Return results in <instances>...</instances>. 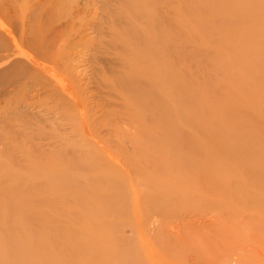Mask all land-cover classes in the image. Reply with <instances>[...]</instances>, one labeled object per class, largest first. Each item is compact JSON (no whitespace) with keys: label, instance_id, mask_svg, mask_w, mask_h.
I'll return each instance as SVG.
<instances>
[{"label":"rangeland","instance_id":"rangeland-1","mask_svg":"<svg viewBox=\"0 0 264 264\" xmlns=\"http://www.w3.org/2000/svg\"><path fill=\"white\" fill-rule=\"evenodd\" d=\"M146 2L0 0V264L15 261L6 243L27 257L16 264H87L65 252L62 242L69 234L80 242L98 241L97 233L85 231L90 225L103 237L89 251L98 252L101 264H264V185L218 156L209 160L191 153L196 167L168 172L172 163L158 152L172 141L184 146L188 136L204 146L217 123L208 121L202 135L184 117L193 107L183 105L185 114L172 110L168 118L151 102L136 117L122 88L143 32L168 39L165 60L172 59L177 79L200 95L194 107L199 103L211 115L225 99L240 108L230 116L243 120L238 132L264 138V42L230 36L241 22L235 13L256 10L252 24L264 20V0L215 17L214 3L201 0H153L144 7ZM129 5L144 7L143 15ZM225 35L243 44L227 49ZM151 65L150 58L148 75ZM165 77L151 89L157 91ZM165 100L163 93L167 113ZM195 149L192 142L182 147ZM175 182L179 190L171 187ZM49 185L52 193L45 192ZM10 189L33 211L50 216L48 224L58 234L44 237L45 224L20 216L24 211L5 197ZM96 194L105 211L97 208ZM156 200L164 206H154ZM22 227L26 237L39 235L45 249L33 255L18 241Z\"/></svg>","mask_w":264,"mask_h":264},{"label":"bare ground","instance_id":"bare-ground-1","mask_svg":"<svg viewBox=\"0 0 264 264\" xmlns=\"http://www.w3.org/2000/svg\"><path fill=\"white\" fill-rule=\"evenodd\" d=\"M149 1H153V0H147L146 4L143 6L148 7ZM154 1H159V0H154ZM201 1L205 2V3L210 2L209 3L210 5H211V3H214V5H212L211 7H213V10H215V14L211 15V17H215L217 15H221L224 12H234V10H238L239 7L242 6L243 4L249 3V2H254L256 0H238L237 2L234 0H201ZM238 3H239V5H237ZM132 7H134V6L133 5L128 6L129 11L133 12L135 15H140V16L143 15V13L145 11L144 7L138 8L135 6L137 8L136 9L134 7L135 11L132 10ZM252 12H256V10H251L250 12H247L245 14H236L235 13V15H237V17L239 19H241L240 20L241 22H240L239 26L231 29L232 31L230 32V34H231L230 36H235L236 38H245V39L247 37H250L251 41H253V42H254V40L255 41L257 40L258 42L263 43L264 42V35L262 34V32L264 31V20H261L258 25L252 24L253 23L252 18L254 17ZM244 18L246 19V21L249 24L245 23L242 20ZM222 20H224V18ZM236 20H238V19H236ZM157 21H158V19H157ZM231 21H233V20L231 19ZM233 24L237 25V22L235 21ZM152 36L153 37H150L149 33L143 32L142 40L139 41V45H137V47L133 51L134 55H132V57L129 59V73H128L127 79L124 81L123 86H122L125 96L128 98L129 101H131L130 102L131 105L135 108V116L138 117L136 114L140 113V108L145 103H148V102H151L156 107H158L160 109V111H162V113L165 114V116H167V115L169 116L170 111H172V110L175 113H178V112L184 113L183 112V105L184 106L188 105L189 107H193V108L189 110L190 111L189 114L184 113L185 114L184 117L189 121V123L191 124L190 125L191 127H193V128L196 127L195 129H197V130L199 129L198 132H200V130H201L203 132L202 135H204L206 132L205 128H206L207 123H209V122H216L217 123V129L213 133L210 134L209 141H207L206 145H204V146H202L199 143H195L193 136H188L189 140H186L187 142L185 144H190V142H192V144H194L196 146L195 151L197 153L182 150V147L184 148L185 144L183 146V144H177V143H175V141L168 143L166 149L162 150V149L158 148V152L160 153V156L164 155V157H165L164 159H170V162L172 163V164H170L168 161V165L166 166V170H168V172L169 171L172 172V169L173 170L178 169V170H181L183 172V169L187 170V169H189V167H196L195 165H193V166L191 165V159L193 158V155L195 157H198V155H200L203 158L209 159V160L213 159L214 157L216 158V156H218V157H222V158H225L228 160L235 161L239 168L242 167V169L244 171H247V173L251 174L252 176L254 175L253 176V182L255 184L258 183L259 185H261V184L264 185V181H263L264 180V173L260 172V169L264 170V164H261L259 162L260 160L261 161L264 160V143H262V142H264V138L261 137L262 134L251 133L247 130H242V131H240L241 133H239L238 131L242 127L243 120L239 119L236 116L234 118V121H232L230 119V116H231V114L234 115V113H232V111H234L235 109L239 110L240 108L236 107L235 105L230 106L231 103L230 104L227 103V101H225V99L224 100L222 99L220 104L217 103V104H219L218 106H216L214 108L212 107L211 115L207 114L206 113L207 109L204 108L203 105L201 106L199 103L194 107V105H195L194 99H197L200 101V95L194 94V92H192L190 86L186 85L185 82H181L180 80L177 79V71L175 70V66L172 62V59L170 61L166 57V60H165L166 50L167 49L169 50V47H171V45H170L171 43H169L170 40H168V39L163 40L162 38H160L156 35H152ZM121 40L124 42L126 41V39H124V38H122ZM221 42L223 45H225L224 47L227 49L228 48L229 49L235 48V47H233V45L239 46V45L243 44V43H237V42H234V41L228 39V37L226 35L223 36V39H221ZM172 47H174V46H172ZM162 51H163V56H159V53H162ZM169 51H168V53H169ZM150 58L152 60L151 66H152V69H154V70H153V72L149 73V75H148L149 68H146L145 65L147 64L148 61H150ZM261 61H263V60L261 59ZM259 65L260 64H258L257 66H259ZM164 76H166V77H165L164 82H162L163 84L159 83V89L157 91H153L151 88L155 87V84H156L155 82L157 80L159 82L160 81L159 78L164 77ZM144 80H146V85L143 84ZM188 88H190V89L187 90ZM163 93L168 97V101H169L168 102L167 100H165V102L168 104V108H169V111L167 113H165V109L167 107L164 108L165 105L163 106V103H162V101L164 99L161 101V97H162ZM158 96H160V98ZM230 100L232 102V99H230ZM191 103H193V104H191ZM202 112H204L205 116L202 115ZM193 117L196 120H193L192 119ZM238 126H239V128H238ZM262 133H264V127L262 129ZM244 138L246 139L245 141L250 142L248 145L242 144V139H244ZM261 145H263V147H261ZM151 147H153V146H151ZM150 150H151V148H150ZM155 152H156V150H155ZM139 153H141V152H139ZM150 158H151V155H150ZM152 159H153V157H152ZM176 160H177V162H175ZM196 160H197V158H196ZM164 163H167V162H164ZM178 163H180V165ZM154 169H155V167H154ZM204 172H205V170H204ZM191 173L193 174V172H191ZM199 173H200V171H199ZM194 175H195V173H194ZM106 178H108V177H106ZM102 179H104V178H102ZM116 180L117 179L115 178V181ZM155 180H158L160 185L164 184V182L160 181L161 180L160 178L159 179L155 178ZM104 181H107V179H104ZM92 183H94V182H92ZM109 183H110V181H109ZM188 184H189V182H188ZM116 185H118V184H116ZM171 185H172L171 187H173L174 190H179L178 186H180V185L177 182H175L174 185L171 183ZM259 185L257 187H259ZM51 186H52V188L54 187V185H51ZM51 186L50 185L47 186V189L45 192L52 193V191H54L55 189H52ZM61 186L65 187V184H62ZM18 187L22 190L20 192L32 194V190H30L28 192V190L25 191V189L21 188L19 185H18ZM111 187H113V186H111ZM13 188H15V187H13ZM19 188H16V189H19ZM96 188H99V187L97 186ZM96 188H94V189H96ZM10 190H12V189H10ZM216 190H220V189L216 188L215 191ZM221 191H223V190L221 189ZM13 192L14 191L12 190L11 191L12 194H11L9 191H7L5 197L8 200V204H11L10 205L11 207L16 205L18 208L16 206L15 207L18 210L24 211L20 216L25 218V220L28 219L31 221L33 219L37 218L41 223L45 224V234L43 235L44 237L50 235L51 233L54 235L58 234V231H55V229H52L54 227L52 226V228H51L50 227L51 225L49 226V224H48L51 221L50 216H48L44 212H39L38 210L33 211L32 205H30V203H28L29 201L28 202L23 201L22 197H17L16 194H14ZM233 192H235V191H233ZM240 192H242V191H240ZM22 193L20 195H22ZM246 193H247V191H246ZM219 194H222V193H219ZM96 197L98 200L99 195L96 194ZM102 198L105 199V201H106V198H104V197H102ZM154 198L157 199V197H154ZM259 199H261V198H259ZM108 200H110L112 202L111 205L109 204L112 207V205H114L115 203L113 202V200H111V198ZM53 201H55V199H51V201H49V202H53ZM253 201H254V198H253ZM261 201H263V199H261ZM155 202H156V204H154V206L157 205L156 207H160L163 205V203H161L159 201L157 202V200ZM250 202H251V200H250ZM236 203H237V201H236ZM245 203H248V202H245ZM259 204H261V202ZM263 205H264V203H263ZM26 207H27V211L24 209ZM99 207H102L100 209L101 212L105 211V209H106L105 208L106 206L104 207L101 198H100V200H98L97 208L99 209ZM114 207H115V205H114ZM111 211L110 212L108 211V212L112 213ZM113 211H115V209ZM89 216L90 215H88V214L83 215L81 220H84L83 218H87ZM94 225H95V223H94ZM96 227H93L92 225H90V227L85 229V231L90 232L91 234L97 233V235L100 236L97 238V239H99L98 241H96V242L87 241L86 243L84 241L80 242V241H77L75 234H69L65 237L64 241L62 242L64 251L69 252V253L74 252L76 254V255H74V257L82 258V259L86 260L87 264H90L89 261L93 262L91 264H101L100 262L102 260L99 262H96V259L98 258L97 257L98 252L97 253L93 252L91 254L89 252L90 249L92 250V248H94V249L97 248L100 245V241L103 239V237L101 236V233L97 232L99 230ZM93 229H95L96 232L93 231ZM16 232L17 231H13V234ZM18 233H20V234H18V236L20 237V240L15 238V236L13 234H11L10 236L13 237V239L14 238L17 239L22 244H26V245L30 246L33 249V255H36L38 252L40 253L42 250L45 249V247L43 246V243L41 242V238L39 235H33L30 237H28V236L26 237L24 234L23 227L20 229V231H18ZM5 246H6V252L8 253V258H10V256L15 258L14 264H16L18 259L27 260V257H25L21 254H18V247L16 244L9 246L6 243ZM85 256L89 260L84 258ZM103 256H106V255H103ZM74 260L76 261V259H74ZM73 263H76V262H73ZM7 264H11V261L10 262L8 261ZM82 264H86V263H82Z\"/></svg>","mask_w":264,"mask_h":264}]
</instances>
